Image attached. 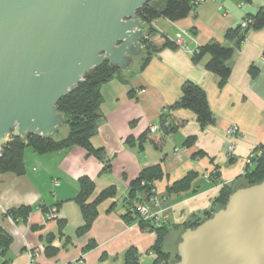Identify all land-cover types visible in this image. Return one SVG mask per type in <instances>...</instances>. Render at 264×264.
<instances>
[{"label": "crops", "instance_id": "crops-1", "mask_svg": "<svg viewBox=\"0 0 264 264\" xmlns=\"http://www.w3.org/2000/svg\"><path fill=\"white\" fill-rule=\"evenodd\" d=\"M149 2L157 9L166 4ZM261 7L264 0H206L178 21L158 16L147 23L146 37L154 45L169 39L176 46L151 54L143 48L129 70H119L102 86L103 120L92 143L105 149L110 170L104 171V163L86 149L73 146L45 154L28 147L25 174L0 172V228L11 238L0 264L28 263L30 246L41 248V264H125L130 251L138 256V264H153L159 225L152 220L141 226L130 212V184L142 170L160 165L164 172L152 194L140 191L137 201H148L168 215L161 247L165 252H170L166 249L170 239L178 245L185 223L206 219L218 208L215 201L224 187L245 185L246 175L259 162L255 158L247 163V158L264 146V26L243 34L223 87L206 68L211 56L195 55L212 40L234 47L236 41L226 39L227 31ZM188 81L206 91L215 124L201 127L192 110L172 108ZM152 125L160 130L151 131ZM232 126L238 133L228 132ZM191 136L196 138L188 145ZM231 144L235 149L230 157ZM190 173L195 176L188 190L170 191ZM82 176L95 183L94 196L109 187L116 189L114 197L99 204L89 228H84L86 220L74 200ZM59 203L57 217L49 219L45 209ZM21 207H33L27 218L14 220L5 214Z\"/></svg>", "mask_w": 264, "mask_h": 264}, {"label": "water", "instance_id": "water-1", "mask_svg": "<svg viewBox=\"0 0 264 264\" xmlns=\"http://www.w3.org/2000/svg\"><path fill=\"white\" fill-rule=\"evenodd\" d=\"M150 0H0V149L12 137L53 138L57 104L105 62L123 71L142 54ZM170 264H264V179L178 242Z\"/></svg>", "mask_w": 264, "mask_h": 264}, {"label": "trees", "instance_id": "trees-1", "mask_svg": "<svg viewBox=\"0 0 264 264\" xmlns=\"http://www.w3.org/2000/svg\"><path fill=\"white\" fill-rule=\"evenodd\" d=\"M195 1L196 0H166V4L162 9H157L148 2L137 12V14L138 17L146 23H149L152 19L158 16H164L171 21H178L187 17L193 10H195ZM247 18L251 19V23L247 28H243L240 24L236 29H230L226 33V39L236 41L234 47L227 46L217 40H212L199 47L198 52L195 55L198 59L207 54L211 56L206 64V68L219 77V87H223L230 78L232 70L229 61L233 58L236 47L243 40V34L251 28L258 29L264 26V7H261L255 15ZM152 32L150 34H152ZM142 45L144 49L149 51V54H151L152 51H158L168 46H176L175 43L169 39H165L163 45L157 46L152 43L149 37H145L142 40ZM149 60L150 55L147 56L146 62ZM119 70L121 69L112 67L108 62H105L85 75L84 80L79 83L75 89L61 98L57 107L58 111L64 114L66 122L68 123V133L65 137L60 139L54 137L44 138L36 134H31L26 139L12 137L9 143L3 147L0 172H13L16 175L25 174L26 167L24 156L25 150L28 147L32 148L37 153L45 154L73 146H79L86 149L88 154L96 157L104 163V171L110 170L111 163L106 157L105 149L103 147H95L92 143V138L98 133L103 120L101 110L103 102L102 86L111 81ZM172 108H187L192 110L196 114L201 127L213 125L216 122V117L210 108L206 91L198 84L191 81H188L183 85L182 96ZM165 129L172 130L168 127H165ZM195 138V136L189 137L186 144H192ZM163 176L164 172L160 165L142 170L139 176L130 184L129 198L131 203L140 199V191H146L148 194H152L151 191L154 183ZM194 176V173L186 175L182 180L173 184L170 187V191L179 192L188 190L190 188V182ZM246 178L247 183L241 187L261 182L264 179V157L259 158L256 169L253 172L248 173ZM80 182L81 190L74 200L80 205L86 220L84 228H89L99 214V204L114 197L116 189L115 187H109L101 191L97 196H94L96 188L95 183L88 176H82ZM237 188L233 189L231 187H224L221 190L219 197L215 201L219 204L216 210L225 206L230 194ZM60 206L61 203L56 205L58 211ZM32 210L33 207H21L8 210L5 214L16 220L20 217L27 218ZM45 210L48 212L49 209ZM213 212L208 213L207 218L211 216ZM204 220L205 219H197L194 222L185 223L184 228H194ZM139 221L141 226L145 227L151 225V221H145L142 219H139ZM156 230L158 232V238L155 245L157 259L153 264H164L170 257L169 252H165L161 249L164 237L167 233V226L164 224L156 226ZM10 243V236L0 228L1 255H4L8 251ZM125 264H138V256L135 252L130 251L127 254Z\"/></svg>", "mask_w": 264, "mask_h": 264}, {"label": "built area", "instance_id": "built-area-1", "mask_svg": "<svg viewBox=\"0 0 264 264\" xmlns=\"http://www.w3.org/2000/svg\"><path fill=\"white\" fill-rule=\"evenodd\" d=\"M205 1L206 0H196L195 8ZM250 23H251V19L246 18L240 24L243 28H247ZM150 130L158 131L160 130V126L152 125L150 127ZM228 132L230 134H236L238 133V127L232 126L229 128ZM234 149L235 146L233 144H231L228 147V153L230 157L232 156ZM2 157H3V148L0 149V166H1ZM262 157H264V147L258 146L255 149V151H253L247 158V163H251L252 160L255 158H262ZM57 212H58L57 207H52L50 210H48V212H46V215L49 219H55L57 217ZM130 212L135 214L139 219L145 221L155 220L157 225H163L166 222L168 216L166 213H164V210L154 209L152 204L148 201H133L130 205ZM27 252L29 256V261L26 264H41L38 260L42 252L41 248L30 246Z\"/></svg>", "mask_w": 264, "mask_h": 264}, {"label": "rangeland", "instance_id": "rangeland-1", "mask_svg": "<svg viewBox=\"0 0 264 264\" xmlns=\"http://www.w3.org/2000/svg\"><path fill=\"white\" fill-rule=\"evenodd\" d=\"M140 56V55H139ZM135 64V62H134ZM133 64V65H134ZM68 133V123L65 121L63 125L60 128V131L54 134V138L60 139L63 138L67 135ZM171 241H168L166 243V249L169 250L170 252V257L168 258V261L164 264L167 263H172L176 260H178V247L176 242L173 241V239H170Z\"/></svg>", "mask_w": 264, "mask_h": 264}]
</instances>
